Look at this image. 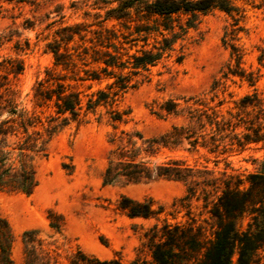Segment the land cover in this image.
I'll use <instances>...</instances> for the list:
<instances>
[{"label":"trees","instance_id":"16d2710c","mask_svg":"<svg viewBox=\"0 0 264 264\" xmlns=\"http://www.w3.org/2000/svg\"><path fill=\"white\" fill-rule=\"evenodd\" d=\"M92 5L94 12L90 14L84 9L82 20L63 22L61 19L54 28L52 40L46 44L53 64L73 74L52 75L46 70L45 77L36 80L32 87L31 108L21 104L18 90L10 85L11 79L0 73V189L31 193L38 183L35 160L46 156L51 136L72 122L85 121L89 114L97 113L99 107L104 108L114 129L117 124L125 123L128 111L117 108L118 97L136 85L137 75L149 71L174 51V44L184 38L200 15L220 9L231 15L232 24L237 23L239 16L234 0H95ZM71 6L76 7L74 1ZM172 14L185 16L183 23L176 24L177 28L171 22L164 23L161 28L148 23L151 17L169 20ZM132 23L137 36L120 31L121 28L130 31ZM235 29L237 27L223 32V43ZM153 33L149 42L148 37ZM229 47L230 55L239 62L242 53L234 44ZM263 55L261 50L258 62ZM182 57L180 53L175 59L179 62ZM76 66L78 69L74 72ZM7 69L15 76L22 71L23 65L18 61ZM231 73L244 76L241 70ZM246 79L253 82L252 78ZM103 81L104 86L90 89L94 83ZM82 82L90 90L76 88V84ZM216 105L197 95L167 98L161 102L159 110L151 112L158 117L180 118V123L173 122L152 137H143L138 130L125 129H120L118 134L114 130L109 136L108 141L113 146L108 151L102 173L104 184L148 182L157 178L181 181L185 185L181 200L189 203L192 198L201 199L211 218L209 236L202 241L199 239L202 229L198 225L182 227L165 218L160 224L154 222L143 234L142 244L146 246L149 259H133L130 264H233L234 254V264H261L264 170L243 178L226 169L214 175L205 164H190L182 157L167 156L156 161L148 158L157 155L161 148L172 150L184 143L189 151L200 146L216 155L242 150L251 142L264 145L261 126L245 125V131L239 135L235 131L237 123L222 116ZM100 116L98 113L97 117ZM153 203L151 198L137 200L121 194L117 207L130 217L158 219L163 208ZM243 216L249 217L246 227L239 224ZM21 240L24 264L51 263L50 250L43 247L36 230H24ZM12 243L9 223L0 214V264H15L11 257ZM67 264L122 263L116 257L99 258L77 250Z\"/></svg>","mask_w":264,"mask_h":264},{"label":"rangeland","instance_id":"374dc122","mask_svg":"<svg viewBox=\"0 0 264 264\" xmlns=\"http://www.w3.org/2000/svg\"><path fill=\"white\" fill-rule=\"evenodd\" d=\"M72 1L75 8L71 6ZM93 1L0 0V73L11 79L10 85L18 90L21 104L33 106L32 87L36 80L45 77L46 70L52 75L73 74L53 64L46 44L52 40V32L61 19L63 22L82 20L84 9L90 14L94 12ZM234 3L239 7L236 24H232L231 15L220 9L200 15L184 38L174 44V51L149 71L136 76V85L116 101L117 108L128 111L125 123L117 124L114 129L104 108L99 107L85 121L72 122L51 136L46 156L35 160L38 183L31 193L0 189V214L7 219L13 234L11 257L15 264H24L21 236L27 229L36 230L43 247L50 250L53 257L50 264H67L77 250L99 258L116 257L122 264H130L133 259H149L142 244L143 234L154 222L160 224L164 218L182 227L200 226L201 241L209 236L211 218L201 199L192 198L186 203L180 198L185 193L183 182L157 178L148 182L104 184L102 173L113 146L108 138L114 130L116 134L120 129L138 130L143 137H152L173 122L182 121L172 115L158 117L151 112L159 110L167 98L197 95L211 105L221 102L215 108L237 123L235 131L239 135L249 124L264 129V55L260 62L257 60L260 51H264V0H234ZM184 20L183 14H172L169 20L151 17L148 23L161 28L171 22L177 28L176 24ZM232 27L237 29L223 43V32L232 31ZM133 30V23L130 31L120 29L126 35L137 36ZM153 35H149V42ZM230 44L242 53L239 62L230 55ZM180 53L183 57L178 62L175 58ZM18 61L23 69L13 76L7 68ZM77 65L82 66L80 62ZM77 69L78 66L74 72ZM237 70L244 76L231 73ZM246 77L253 82L249 83ZM98 86H104V81L94 83L90 89ZM76 88L90 90L84 82L77 83ZM186 147L184 143L172 150L161 148L157 155L148 158L156 161L167 156L182 157L190 164H205L214 175L226 169L244 178L264 170L262 142H251L242 150L218 155L200 146L190 151ZM121 194L137 200L151 198L155 207L163 208L158 219L128 216L117 207ZM247 220L249 217L243 216L240 226L246 227ZM235 258L234 254L233 264ZM259 259L264 264V251Z\"/></svg>","mask_w":264,"mask_h":264}]
</instances>
